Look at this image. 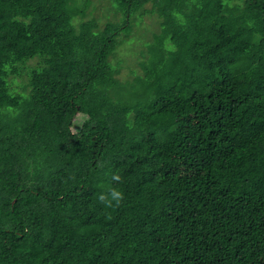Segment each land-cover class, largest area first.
Instances as JSON below:
<instances>
[{"label": "trees", "instance_id": "obj_1", "mask_svg": "<svg viewBox=\"0 0 264 264\" xmlns=\"http://www.w3.org/2000/svg\"><path fill=\"white\" fill-rule=\"evenodd\" d=\"M80 1L0 0V264H264V0Z\"/></svg>", "mask_w": 264, "mask_h": 264}, {"label": "rangeland", "instance_id": "obj_2", "mask_svg": "<svg viewBox=\"0 0 264 264\" xmlns=\"http://www.w3.org/2000/svg\"><path fill=\"white\" fill-rule=\"evenodd\" d=\"M79 4L82 7L84 5V0H81ZM113 6L118 8L113 0H93L89 8L91 13L87 14L84 19L94 17L98 19L101 26H105L109 20H114V18L116 20L120 19L121 13L114 16ZM151 16L150 18H146L145 22L147 24H153L154 16ZM136 33L139 34L137 31ZM140 37L143 39L142 36ZM141 48L142 46L139 41L133 40L132 35L122 36L116 55L112 57L113 63L116 64L119 70L118 77L122 80L131 79L136 73H143V68L141 66V60L143 58L140 53ZM120 59H123V61L121 62Z\"/></svg>", "mask_w": 264, "mask_h": 264}, {"label": "clouds", "instance_id": "obj_3", "mask_svg": "<svg viewBox=\"0 0 264 264\" xmlns=\"http://www.w3.org/2000/svg\"><path fill=\"white\" fill-rule=\"evenodd\" d=\"M115 184H121L123 182L122 177L117 173L111 177ZM100 204L106 208L118 206L125 199V193L119 187H110L105 191H102L98 197Z\"/></svg>", "mask_w": 264, "mask_h": 264}]
</instances>
